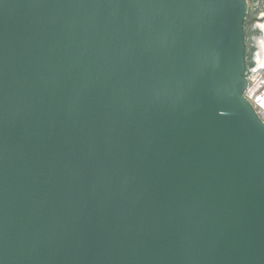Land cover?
<instances>
[{
	"label": "water",
	"instance_id": "1",
	"mask_svg": "<svg viewBox=\"0 0 264 264\" xmlns=\"http://www.w3.org/2000/svg\"><path fill=\"white\" fill-rule=\"evenodd\" d=\"M260 11L0 0V264H264Z\"/></svg>",
	"mask_w": 264,
	"mask_h": 264
},
{
	"label": "flooded vegetation",
	"instance_id": "2",
	"mask_svg": "<svg viewBox=\"0 0 264 264\" xmlns=\"http://www.w3.org/2000/svg\"><path fill=\"white\" fill-rule=\"evenodd\" d=\"M250 2H251L252 18L255 17L254 12L257 9L261 10L260 13L257 14L258 17L260 16L262 18V13L264 10V0H250ZM261 22L262 21L255 22L249 29L250 33H251L250 39L252 41V45H253L254 49L253 50L248 49V51L250 52V58H252L253 61L256 63V67L254 69H252V70L247 69L246 70V76L250 79L253 77H256V76L264 77V49H263V45H262V43L264 44V29H263L264 25H262ZM256 30H258L259 33H256ZM260 69H262L261 73H259ZM259 82H261L263 84L260 87V89L258 90V92L260 91L259 95H261L262 94L261 92L264 91V81L262 79H260V80H258L257 83H259Z\"/></svg>",
	"mask_w": 264,
	"mask_h": 264
},
{
	"label": "rangeland",
	"instance_id": "3",
	"mask_svg": "<svg viewBox=\"0 0 264 264\" xmlns=\"http://www.w3.org/2000/svg\"><path fill=\"white\" fill-rule=\"evenodd\" d=\"M262 22H261V24L262 25H264V10H263V13H262V20H261ZM263 29H264V26H263ZM262 45H263V49H264V44L262 43ZM257 78H258V80L259 79H262L263 81H264V77H262V76H257ZM255 85L256 84H254V85H252L251 87H250V90H252L254 87H255ZM262 94L261 95H259L258 93L256 94H254L255 96H252L253 94L251 93V97H252V99L255 101V102H257V105L264 111V107L262 106V104H261V102L260 101H258V99H260L261 98V96H264V93L263 92H261Z\"/></svg>",
	"mask_w": 264,
	"mask_h": 264
},
{
	"label": "bare ground",
	"instance_id": "4",
	"mask_svg": "<svg viewBox=\"0 0 264 264\" xmlns=\"http://www.w3.org/2000/svg\"><path fill=\"white\" fill-rule=\"evenodd\" d=\"M263 84L261 83V82H259V83H257L256 84V86L252 89V90H249V92H250V95H251V93L253 94L252 96H255L254 94H255V92H256V94L258 93L259 94V92H258V90L260 89V87L262 86ZM258 101H260L261 102V104H262V106L264 107V96H262L261 97V99H258ZM261 111H262V113H263V115H264V111L261 109Z\"/></svg>",
	"mask_w": 264,
	"mask_h": 264
}]
</instances>
